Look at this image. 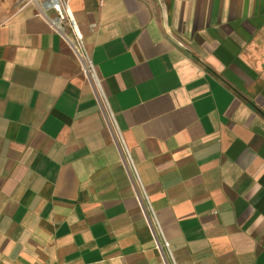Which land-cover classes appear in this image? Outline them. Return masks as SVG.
Wrapping results in <instances>:
<instances>
[{
  "label": "crops",
  "instance_id": "crops-1",
  "mask_svg": "<svg viewBox=\"0 0 264 264\" xmlns=\"http://www.w3.org/2000/svg\"><path fill=\"white\" fill-rule=\"evenodd\" d=\"M67 5L94 80L0 20V264H264V0Z\"/></svg>",
  "mask_w": 264,
  "mask_h": 264
},
{
  "label": "built area",
  "instance_id": "built-area-1",
  "mask_svg": "<svg viewBox=\"0 0 264 264\" xmlns=\"http://www.w3.org/2000/svg\"><path fill=\"white\" fill-rule=\"evenodd\" d=\"M68 1L69 0H30L29 3L33 4L37 11L40 14L45 15V12L52 10L55 13V20L53 23L58 24V30L62 34V36L65 38V40L69 43L71 48L73 49L75 56L77 57L78 61L80 62L82 66V72L85 77L89 78L90 80L95 79L94 70L92 68L91 62L87 56L86 51L83 48L82 45V36L79 34L77 27L70 16L69 10H68ZM96 26L91 25L90 29L93 30ZM67 30L70 31V34H66ZM105 111V110H104ZM106 118L109 120V115ZM142 213L145 217V214L142 210ZM149 229L152 235L153 243L155 246V249L157 250L158 254L161 256L164 264H166L162 248L166 246V242L162 241L159 242L156 238V235L154 234L153 229L149 225Z\"/></svg>",
  "mask_w": 264,
  "mask_h": 264
},
{
  "label": "rangeland",
  "instance_id": "rangeland-1",
  "mask_svg": "<svg viewBox=\"0 0 264 264\" xmlns=\"http://www.w3.org/2000/svg\"><path fill=\"white\" fill-rule=\"evenodd\" d=\"M30 0H0V20L7 17L13 9L19 8ZM70 32L69 30H67Z\"/></svg>",
  "mask_w": 264,
  "mask_h": 264
}]
</instances>
